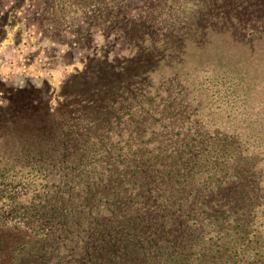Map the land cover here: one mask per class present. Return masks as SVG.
Returning a JSON list of instances; mask_svg holds the SVG:
<instances>
[{"label":"rangeland","instance_id":"1","mask_svg":"<svg viewBox=\"0 0 264 264\" xmlns=\"http://www.w3.org/2000/svg\"><path fill=\"white\" fill-rule=\"evenodd\" d=\"M45 1L0 0V83L6 87L2 92L0 85V111L14 116L9 121L18 140L39 141L37 129L45 125L42 101L56 104L64 95L79 104V96L97 97L89 93L96 86L110 87L118 80L130 84L131 75L149 66L148 56L136 60V69L130 61L140 45L138 31L143 30L142 37L161 36L160 120L146 118L142 131H133L132 137L125 134L122 141L116 136L113 152L121 150L130 158L132 151L140 150L154 162L152 149L157 143L162 146L155 152L166 161L170 151L166 142L176 140L178 130L194 134L198 124L204 132L216 127L238 142L251 136L264 145V0H125L117 5L123 8L115 18H100L99 7L90 3ZM202 27L208 33L201 39ZM249 33H255L251 40L245 37ZM195 46L204 48L203 56L193 54ZM102 104L98 99L87 109L93 113ZM126 124L134 125L124 122L118 129ZM25 131L31 135H20ZM40 136L51 142L55 138L48 133ZM71 140L73 149H80L82 138L75 135ZM137 144L140 149H135ZM134 164L128 160L129 167ZM137 165L142 166L140 160ZM256 165L258 169L260 164ZM22 166L0 173V206L18 207L17 215L21 205L96 206L97 197L105 200L106 193H112L108 170L82 175L70 159L61 161L57 156ZM18 176L26 180L23 196L12 194ZM256 176L254 180L263 178ZM256 184L260 187L238 185V204L247 209L251 202L261 205L256 217L264 223V180Z\"/></svg>","mask_w":264,"mask_h":264},{"label":"trees","instance_id":"2","mask_svg":"<svg viewBox=\"0 0 264 264\" xmlns=\"http://www.w3.org/2000/svg\"><path fill=\"white\" fill-rule=\"evenodd\" d=\"M78 1L97 5L100 18H115L123 8L117 5L125 0H68L70 4ZM142 31L130 61L136 69V60L148 56L149 66L131 75L130 84L118 80L110 87L92 88L89 93L97 97L79 96V104L62 94L56 104L42 101L45 125L37 129L39 141L18 140L9 121L14 116L0 111V173L57 156L61 161L70 159L83 170L82 175L108 170L112 186L105 200L97 197L96 206L21 205L19 215L18 207L0 206V264H264V223L256 217L261 205L251 202L247 209L238 204L237 195L241 183L258 187L256 181L264 180L261 140L249 136L238 142L216 127L204 132L198 124L194 134L178 130V138L166 142L170 150L166 161L155 152L162 146L157 143L152 149L154 162L140 150L132 151L130 158L121 150L113 152L117 139L142 131L146 118L160 120L157 110L163 95L158 72L164 65L157 55L161 36L150 38L145 33L142 37ZM207 33L202 27L200 38ZM195 49L194 55L204 48ZM0 85L3 92L6 87ZM98 99L103 104L91 113L87 108ZM124 122L134 125L118 129ZM24 133L20 135H31ZM46 133L54 135L52 142L40 136ZM75 135L82 138L77 150L71 144ZM128 160L135 164L129 167ZM139 160L142 166L137 165ZM256 175L263 178L254 180ZM23 179L18 176L13 195L25 194ZM129 189V196L123 198Z\"/></svg>","mask_w":264,"mask_h":264}]
</instances>
